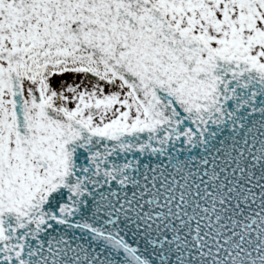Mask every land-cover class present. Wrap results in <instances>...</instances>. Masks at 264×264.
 Masks as SVG:
<instances>
[{
	"label": "snow or ice",
	"instance_id": "snow-or-ice-1",
	"mask_svg": "<svg viewBox=\"0 0 264 264\" xmlns=\"http://www.w3.org/2000/svg\"><path fill=\"white\" fill-rule=\"evenodd\" d=\"M0 264H264V0H0Z\"/></svg>",
	"mask_w": 264,
	"mask_h": 264
}]
</instances>
